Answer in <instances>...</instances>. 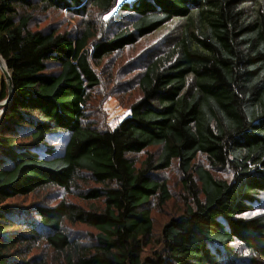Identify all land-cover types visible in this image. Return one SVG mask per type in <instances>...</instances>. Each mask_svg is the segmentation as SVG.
<instances>
[{
    "label": "trees",
    "instance_id": "16d2710c",
    "mask_svg": "<svg viewBox=\"0 0 264 264\" xmlns=\"http://www.w3.org/2000/svg\"><path fill=\"white\" fill-rule=\"evenodd\" d=\"M89 7L123 12L126 26L109 37L92 23L31 28L50 9ZM173 20L176 39L145 63L141 97L99 128L96 67ZM0 58L13 86L0 117V264H50L39 248L54 264H264V0H0ZM174 160L184 209L148 250L152 206L171 198L158 172ZM56 190L83 204L51 205Z\"/></svg>",
    "mask_w": 264,
    "mask_h": 264
},
{
    "label": "rangeland",
    "instance_id": "374dc122",
    "mask_svg": "<svg viewBox=\"0 0 264 264\" xmlns=\"http://www.w3.org/2000/svg\"><path fill=\"white\" fill-rule=\"evenodd\" d=\"M121 13L124 15L123 12L115 10L102 15L95 8L89 7L88 12L81 17L63 10L50 9L46 13L37 14L31 24V28L57 27L60 31H70L77 26L82 27L87 23H92L98 31V37H109L117 28L122 27V25L126 26L118 23L119 20H122V15H119ZM124 17L130 20L128 16ZM179 25L180 23L177 20L169 22L157 31L138 39L134 45L126 46L122 51L115 52L110 57L103 59L101 64L96 67L100 77V84L92 90L91 114L99 128H113L129 114V106L141 97L138 80L143 72L145 63L150 57L163 54L169 49L168 46L176 39ZM0 74L2 75L1 70ZM230 106L235 119L242 122L235 99L230 101ZM151 152H154V148H152ZM131 157L140 160L143 154L134 153L131 154ZM196 162L205 164L204 156H198ZM214 174L218 177H226L225 171L214 170ZM158 176L167 181L171 198L163 207L152 206L151 215L154 221V233L148 250L157 248L156 241H158L162 226L169 218L178 215L184 209L185 192L181 181L182 174L178 168L177 161L174 160L169 169L158 172ZM63 198L83 204L80 200L62 190L50 192L49 202L53 205ZM31 200L33 199L28 197L26 204ZM67 229L72 235L76 236L77 230L81 231L82 234L92 231V229L82 225H68ZM37 252H46L49 263L54 264L51 259L52 253L42 248H39Z\"/></svg>",
    "mask_w": 264,
    "mask_h": 264
},
{
    "label": "water",
    "instance_id": "95a60500",
    "mask_svg": "<svg viewBox=\"0 0 264 264\" xmlns=\"http://www.w3.org/2000/svg\"><path fill=\"white\" fill-rule=\"evenodd\" d=\"M1 59V58H0ZM2 60V59H1ZM2 62H3V64H4V66H2V64L0 63V70H1V72H2V74H3V76H4V78H5V81H6V83H7V87H8V95H7V97L4 99V100H2L1 102H0V106L1 107H4L6 104H8L9 102H10V100H11V96H12V91H13V86H12V83H11V78H10V74H9V72H8V70H7V68H6V64H5V62L2 60Z\"/></svg>",
    "mask_w": 264,
    "mask_h": 264
},
{
    "label": "bare ground",
    "instance_id": "6f19581e",
    "mask_svg": "<svg viewBox=\"0 0 264 264\" xmlns=\"http://www.w3.org/2000/svg\"><path fill=\"white\" fill-rule=\"evenodd\" d=\"M0 63L2 64V66H4V64H3V62H2L1 59H0ZM2 111H3V107L0 106V116H1V114H2Z\"/></svg>",
    "mask_w": 264,
    "mask_h": 264
}]
</instances>
